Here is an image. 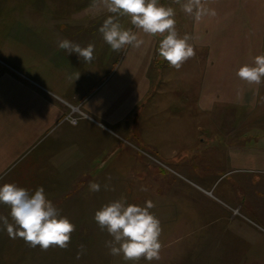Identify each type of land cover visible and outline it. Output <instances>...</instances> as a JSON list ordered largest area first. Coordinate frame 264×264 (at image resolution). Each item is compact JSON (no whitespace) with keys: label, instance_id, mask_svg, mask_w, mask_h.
<instances>
[{"label":"crops","instance_id":"1","mask_svg":"<svg viewBox=\"0 0 264 264\" xmlns=\"http://www.w3.org/2000/svg\"><path fill=\"white\" fill-rule=\"evenodd\" d=\"M64 2H54L62 17L22 18L2 38L0 180L17 170L11 183L30 192L42 186L70 217H94L122 197L137 206L152 201L160 258L144 264H264V225L251 218L264 219V178H236L224 198L215 195L223 176L264 172V140L252 148L237 139L249 121L264 122V79L250 84L236 75L264 55V0H201L215 15L199 19L200 8L183 10L187 0H160L176 11L175 25L185 26L178 35L195 51L179 70L159 55L162 37L128 17L120 22L144 44L113 51L99 32L114 15L102 0ZM86 7L95 8L90 16L69 13ZM63 39L93 44L94 60L60 49ZM225 119L234 126L217 124ZM215 158L223 176L196 178ZM91 182L100 191H90Z\"/></svg>","mask_w":264,"mask_h":264},{"label":"clouds","instance_id":"2","mask_svg":"<svg viewBox=\"0 0 264 264\" xmlns=\"http://www.w3.org/2000/svg\"><path fill=\"white\" fill-rule=\"evenodd\" d=\"M109 16L99 28L103 40L113 51L119 52L127 46L140 48L144 40L132 28H125L120 22L121 17L130 18L135 29L151 37H162L159 44V55L168 62L170 67L179 70L183 63L195 55L194 48L188 43L189 37H180L176 31L175 11L165 7L160 0H102ZM183 10L192 14L194 8H200L197 13L215 15L214 10L202 9L201 0H187ZM58 47L75 53L86 63L94 60L95 46L89 43L81 47L68 39L59 41ZM80 73L76 74L75 80ZM236 75L247 83L260 84L264 79V55L256 56L251 64H244ZM100 184L91 182L89 190L100 191ZM107 189L108 186L105 185ZM146 190V189H142ZM0 204L9 208V218L0 216L9 237L22 238L30 247L39 246L47 250L52 246L67 249L71 242V234L75 225L61 215L53 202L45 194L41 186L34 192L16 183L0 185ZM155 205L147 201L144 206L127 203L120 198L103 205L94 213V220L99 228L113 238L107 241L110 254L122 255L125 261H139L144 258L151 262L158 260L161 249V222L150 209ZM83 245L80 246L83 249ZM79 258V254L77 256Z\"/></svg>","mask_w":264,"mask_h":264},{"label":"rangeland","instance_id":"3","mask_svg":"<svg viewBox=\"0 0 264 264\" xmlns=\"http://www.w3.org/2000/svg\"><path fill=\"white\" fill-rule=\"evenodd\" d=\"M64 1L68 2L70 0H0V45L2 44V38L8 35V32L18 31V28H20L19 26H22L20 23L23 22V19L29 18V20L37 22L36 18L39 17H62L65 13V8H55L54 2H57V4L58 2L64 4ZM91 6L95 7L96 3L91 4ZM95 8H69L70 12H68L72 13V16L84 17L86 11H88L90 16L91 10L94 11ZM106 13H108V11ZM32 18H35V20ZM73 27H85V25H74ZM89 27L91 28V26ZM100 27L101 26H99V28ZM175 27L178 33L179 30L185 26L175 25ZM190 59L191 58L187 61H190ZM233 123L234 122L232 121H228V119L217 121L218 125L225 126L222 128H228L232 126ZM237 124L240 125L241 121L236 122V125ZM254 125H258L257 128H255ZM249 127H253L254 129ZM246 128H248L249 133L242 134V136H238L237 139L247 142L249 147L255 148L261 139L264 140V122L249 121L248 125L243 126L242 129L245 130ZM196 156H198L197 153ZM217 156L220 157L219 154H217ZM196 163L198 162L196 161ZM211 163L212 164L203 163L205 166H211L213 168L196 170V178H208V176H217L219 178L223 176L222 174L224 171L216 168V166L218 167V165L221 164L219 159L215 158ZM205 172L208 176H203L205 174L202 173ZM16 173L17 170L15 169L12 172L7 173L5 178L0 180V185L15 181ZM243 176L248 178H264V172L253 171L244 175L231 173L228 176H223L218 184L219 187L215 192V195L224 198L223 190L226 185L232 183V180ZM260 200L264 203V196L261 197ZM107 203L109 202H105V204ZM63 208L64 206L59 209L61 213L63 212ZM9 211V208L6 205L0 204V216L8 217L9 222H11ZM245 211L250 212L248 209H245ZM61 215L65 216L63 214ZM65 217L75 225V231L71 234V242L67 249H61L56 246H52L47 250H42L39 246L35 248L30 247L22 238L17 237L16 239H12L9 237L3 223L0 222V264H144L143 261L140 260L125 261L122 255H111L106 242L111 241L113 238L106 230L102 231L99 228L93 216L88 218L82 216ZM251 218L254 219L256 223L264 225V219L256 217ZM190 239L191 238H187L186 240ZM81 245L84 246L83 249L80 248ZM78 254L79 258H77Z\"/></svg>","mask_w":264,"mask_h":264},{"label":"built area","instance_id":"4","mask_svg":"<svg viewBox=\"0 0 264 264\" xmlns=\"http://www.w3.org/2000/svg\"><path fill=\"white\" fill-rule=\"evenodd\" d=\"M79 119H80V118L75 117V116H70V117H69V120H70V122H71L72 124H77L78 121H79ZM235 213H238V211L236 210Z\"/></svg>","mask_w":264,"mask_h":264}]
</instances>
